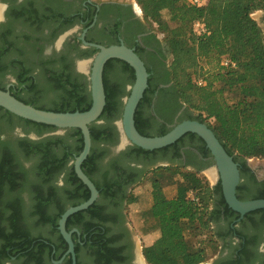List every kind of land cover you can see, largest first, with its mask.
<instances>
[{
  "label": "flooded vegetation",
  "instance_id": "obj_1",
  "mask_svg": "<svg viewBox=\"0 0 264 264\" xmlns=\"http://www.w3.org/2000/svg\"><path fill=\"white\" fill-rule=\"evenodd\" d=\"M262 22L264 31V15ZM88 43L106 46L124 43L150 69L153 81L150 100L139 110L147 135H162L184 120H200L168 89L171 82L164 83L170 62L168 44L149 27L142 10L132 0H0V82L3 81L0 84L9 89L13 87V92L24 102L53 110L69 106L78 97L90 93L88 60L97 48ZM129 65L113 58L104 69V82L116 96L119 111L114 119L107 115L96 122L102 126L105 138L92 144L93 172L85 173L96 185L99 195L89 208L72 214L70 229L67 228L75 243L76 264H149L141 239L132 226L129 199L151 170L181 166L206 171L211 179H218L216 167H212L214 157L196 133L188 132L175 143L154 150L142 151L124 142L119 121L122 104L132 85L127 82L134 75ZM20 79L25 83L18 84ZM57 82L65 87L56 88L59 93L52 97L47 87ZM29 84L34 87L29 89ZM47 99L50 101L46 102ZM75 129H41L17 116H0V145L12 152L11 158L18 166L11 171L15 178L10 184L30 186L35 193L43 187L50 198L49 206L58 209L66 210L86 201L91 191L74 168L79 142ZM45 157L63 162L59 169L47 174L49 177L33 169ZM236 161L241 173L240 184L246 181L245 191L251 188L248 179L264 180L248 161L246 164ZM22 167L29 172L21 170ZM20 191L14 202H6V192L0 193L1 206L14 208L22 204L26 208L29 203ZM222 194L216 192L209 211L222 245L219 255L209 264H261L264 262V211L259 209L242 215L229 207ZM57 238L43 236L49 249L33 250L30 255L24 251L0 250V264H73V256L67 253L69 245L64 250Z\"/></svg>",
  "mask_w": 264,
  "mask_h": 264
},
{
  "label": "trees",
  "instance_id": "obj_2",
  "mask_svg": "<svg viewBox=\"0 0 264 264\" xmlns=\"http://www.w3.org/2000/svg\"><path fill=\"white\" fill-rule=\"evenodd\" d=\"M138 2L145 17L157 27L156 34L164 36L168 44L170 62L167 78L164 81V83L171 82L168 89L177 95L181 104L185 105L191 114H196L201 121L207 122L214 129L228 152L234 155L235 160H242L243 164H246L249 158H264V31L251 16L254 11L264 9V0H207L202 5L192 4L189 0H138ZM164 10H168L171 14L169 20L163 18ZM197 20L206 24L208 28L206 34L199 35L194 32L193 24ZM224 56L236 62V67L224 66L222 64ZM148 71L150 72L149 68ZM133 72L132 84L135 80L134 69ZM200 77L206 82L204 85H198L197 80ZM24 83L21 79L18 82L20 85ZM49 84H54L57 88L65 87L60 82ZM152 86L153 81L150 76L149 86L135 115L136 127L144 135H147L146 125L139 119V110L144 102L150 100L148 95ZM33 87V84L28 86L29 89ZM0 88L6 89L1 84ZM105 88L107 102L99 120L107 115L114 119L119 111L116 96L107 88L106 81ZM10 90L19 98L13 92V87ZM91 104L90 92L86 96L78 97L69 106L66 104L53 110L84 111L89 109ZM6 115L17 116L0 106V116ZM17 117L41 129L54 127ZM90 129L93 143L105 138L101 125L92 123ZM75 130L79 140L77 146V154H79L83 149L84 140L81 130L79 128ZM11 155L9 149H3L0 145V193H4L7 184L15 178L11 171L16 169L17 163ZM92 160L90 153L82 165L84 171L90 174L93 172ZM58 161L61 160L45 157L35 165L34 170H38L44 177H49L47 174L61 167L62 161L60 165H55ZM20 169L29 172L23 167ZM163 170H168V167ZM73 173L75 174L74 170ZM184 177L186 183L178 187L177 195L172 198L163 194L159 180L155 183L152 217L158 221L160 234L149 249L151 253L147 258L151 264H199L206 258L204 239L199 241L198 236L204 229L211 227L209 211L215 202L216 192H223L221 181L211 186L203 185L196 175L187 174ZM245 182H242L237 189L240 199L264 198V180L252 182L248 179L251 188H247V191H245ZM15 183H12L13 186ZM197 185L200 191L194 192L191 196L190 191H194ZM46 193L43 187L37 189L35 212L39 215L40 221L44 220L50 224L65 250L68 244L58 229L59 219L65 210L49 206L51 202ZM22 206L20 204L16 206L17 208H11L5 204L2 208L0 250H11L16 253L24 251L30 255L33 250L49 249L42 235L33 236L31 227L21 224V219H26L24 216L27 213ZM260 210L264 211V209ZM7 212L10 214L6 218ZM4 217L9 221V228L1 226ZM72 217L73 215L68 219V229ZM207 236L206 234V239ZM213 236L208 240L213 241ZM100 258H103V255Z\"/></svg>",
  "mask_w": 264,
  "mask_h": 264
},
{
  "label": "water",
  "instance_id": "obj_3",
  "mask_svg": "<svg viewBox=\"0 0 264 264\" xmlns=\"http://www.w3.org/2000/svg\"><path fill=\"white\" fill-rule=\"evenodd\" d=\"M88 44L97 48L95 55L88 60L92 98V104L89 109L65 112L42 109L17 98L9 88H0V106L11 113L37 123L58 127L62 130L79 128L83 134L84 146L75 158L74 168L79 178L89 187L91 195L86 201L67 208L62 213L58 225L61 234L68 242L67 253L73 256V264H76L75 243L72 238V232L67 230V221L72 214L89 208L99 195L96 185L85 173L82 165L92 149L93 140L90 126L92 123L99 122V118L106 106L107 95L104 69L106 63L113 58L127 62L135 71V80L130 86L128 96L124 99L122 117L119 121L124 142L132 143L146 150H154L175 143L188 132L196 133L206 142L214 157L213 166L217 169L218 180L221 181L222 191L229 207L242 215L264 209V198L245 200L238 197L237 189L241 182L239 164L207 122L189 119L176 124L163 135L147 136L140 133L136 127L135 115L139 103L149 86L150 77V72L144 60L133 48L124 43L108 46L96 43ZM261 178L263 179L264 177Z\"/></svg>",
  "mask_w": 264,
  "mask_h": 264
},
{
  "label": "rangeland",
  "instance_id": "obj_4",
  "mask_svg": "<svg viewBox=\"0 0 264 264\" xmlns=\"http://www.w3.org/2000/svg\"><path fill=\"white\" fill-rule=\"evenodd\" d=\"M134 3H136L137 8H140V11L142 10L141 5L139 4L138 0H132ZM138 8V10H139ZM142 14L147 21L149 27L156 33L157 27L152 23V21H149L142 10ZM264 15V9L256 10L254 11L251 16L254 20L258 22V24L261 26L263 25L262 18ZM171 14L168 10L163 11V18L166 20L170 19ZM173 25V24H170ZM194 30V27H193ZM195 32V30H194ZM159 35V34H158ZM163 40L164 36L159 35ZM129 79V78H128ZM0 83H3L1 81ZM128 84H132V79L127 82ZM218 84V83H217ZM55 85H49L47 87V90L49 91L50 95L52 97H57L58 90L56 89ZM50 100L47 99L46 102H49ZM123 107V104H122ZM196 115V114H195ZM249 165L255 169L257 172V175L259 177H264V158L261 157H252L248 160ZM33 164L35 162L33 161ZM214 167V166H212ZM16 169H18V166L16 164ZM34 169V166H33ZM187 174H193L196 175L201 181L203 185L210 184L211 186H215L219 180H213L211 179L206 171H196L192 170L190 168H184L181 166H169L168 170H151L149 175L147 174L145 178L134 188L133 192L131 193L130 199H129V210H130V219L132 222V226L134 228L135 233L139 236L141 239V246L144 250L145 257H149L150 253L149 249L153 246V243L155 240L159 237V230H158V221H155L152 217V206L154 204V193H155V178L159 177L158 180L161 182L160 188L163 192V194L168 197L172 198L175 197L178 193V187L181 184H185V175ZM163 175V177L161 176ZM4 193L5 201L6 202H14L17 198L16 196L19 195L20 189H22L21 196L26 200L28 206L25 208V212H27L23 218L21 219V224H27L31 227V232L33 236H45L47 238H51L54 240H57L58 236L57 233L53 232L51 226L49 223L45 222L44 220L40 221L39 215L35 212V205L37 204L36 201V193L31 189L30 186L21 185L19 183L13 184H7ZM18 186V187H17ZM14 190V191H13ZM200 187L197 185L194 187V191H190V195L193 196L194 192H199ZM7 198V199H6ZM3 202V201H2ZM2 202L0 203V215H3L2 208H4L5 204L3 206ZM212 206V205H211ZM10 212L6 213V218L9 216ZM3 219V225L9 228V221ZM211 227L204 229L201 233V235L198 236V240L204 239V246L206 247V258L204 261H202L199 264H209L214 258H216L220 251H221V242L219 241V237L216 234L215 231H210L213 228L212 223L210 224ZM206 234L208 235V239H210V236H213V241H209L206 239ZM2 246V239L0 236V247ZM148 260V258H147ZM151 264V262H149ZM261 264H264V262H261Z\"/></svg>",
  "mask_w": 264,
  "mask_h": 264
},
{
  "label": "built area",
  "instance_id": "obj_5",
  "mask_svg": "<svg viewBox=\"0 0 264 264\" xmlns=\"http://www.w3.org/2000/svg\"><path fill=\"white\" fill-rule=\"evenodd\" d=\"M192 4L195 5H202L204 4L207 0H189ZM195 33L202 35V34H206L208 32V28L206 26V24L201 21V20H197L194 22L193 24ZM222 64L226 67H236V62H234L233 60H231L229 57L224 56L222 58ZM198 85H204L206 82L204 81V79L202 77H200L197 80Z\"/></svg>",
  "mask_w": 264,
  "mask_h": 264
},
{
  "label": "bare ground",
  "instance_id": "obj_6",
  "mask_svg": "<svg viewBox=\"0 0 264 264\" xmlns=\"http://www.w3.org/2000/svg\"><path fill=\"white\" fill-rule=\"evenodd\" d=\"M136 4V3H135ZM138 6V5H137ZM139 8V7H138ZM139 11H140V8H139ZM85 69L87 68V66L86 67H84ZM217 170V169H216ZM217 172V171H216Z\"/></svg>",
  "mask_w": 264,
  "mask_h": 264
}]
</instances>
